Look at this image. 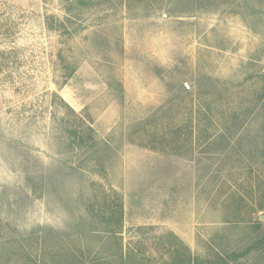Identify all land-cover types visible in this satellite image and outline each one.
Here are the masks:
<instances>
[{
    "label": "rangeland",
    "instance_id": "obj_1",
    "mask_svg": "<svg viewBox=\"0 0 264 264\" xmlns=\"http://www.w3.org/2000/svg\"><path fill=\"white\" fill-rule=\"evenodd\" d=\"M1 25L0 264H264L230 260L264 234V0H0Z\"/></svg>",
    "mask_w": 264,
    "mask_h": 264
},
{
    "label": "trees",
    "instance_id": "obj_2",
    "mask_svg": "<svg viewBox=\"0 0 264 264\" xmlns=\"http://www.w3.org/2000/svg\"><path fill=\"white\" fill-rule=\"evenodd\" d=\"M68 1H71V0H68ZM72 1H76V0H72ZM79 1V0H78ZM182 1V0H181ZM173 9V8H172ZM177 6L174 10V12H176L177 10ZM53 17H47V26H48V29L50 30H54V25H52L50 23V20L52 19ZM67 22H69V18H66L65 19ZM1 27L2 25L0 26V31H1ZM60 27H66V23L64 22H60ZM12 51H0V74L3 73L4 71V68L6 67V65H8L9 61L7 59V56H10ZM68 77H71V74L68 76ZM65 85V84H64ZM63 87L62 85L59 86V88ZM56 95V94H55ZM59 99L61 100V102L63 103V105L68 106V104L62 99L59 97ZM69 109L71 110L72 113L76 114L75 111L69 107ZM85 127L82 128V132H76V131H72V130H67L66 131V134L68 136V139L69 141L71 142V145L73 147H76V149H80V150H84V149H94L96 146H97V141L95 140V137H94V130L92 129V127L88 124H86L84 121H83ZM84 133V134H83ZM83 134V135H81ZM115 194V197L117 198V205L115 207H112L114 208L113 210H111V217L113 216H117L118 220H119V223H120V220H123V206H122V202H120V197ZM111 208V209H112ZM110 217V218H111ZM255 226H256V229H261V226H262V223L260 221H256L255 223ZM108 234L112 237H115L116 239H118L117 237H119V229H118V226L117 228H114V229H111V230H108ZM175 239L178 241L179 239H177L175 237ZM180 243V242H179ZM180 247L182 249V252L180 251H177L176 253L179 254V253H182L183 254V257L179 260L181 264H200V259L199 258H193L191 252L188 250L187 247H185L182 242L180 244ZM260 248H263L264 249V234H262L261 236H259L258 239H256V242H253L252 244L248 245L246 250L244 252H241V253H233L230 255V260L231 262H238L240 259L244 258V257H247L248 255L251 254V252L253 251H256V250H259ZM118 257L119 259L121 260L120 264H129L128 262V255L123 252V249L120 250L119 254H118ZM221 261H223V263H226V260L225 258H220Z\"/></svg>",
    "mask_w": 264,
    "mask_h": 264
},
{
    "label": "water",
    "instance_id": "obj_3",
    "mask_svg": "<svg viewBox=\"0 0 264 264\" xmlns=\"http://www.w3.org/2000/svg\"><path fill=\"white\" fill-rule=\"evenodd\" d=\"M260 221L264 223V215L260 216Z\"/></svg>",
    "mask_w": 264,
    "mask_h": 264
}]
</instances>
